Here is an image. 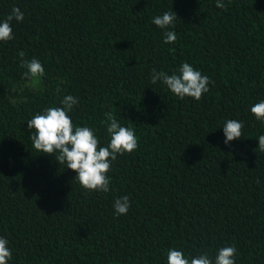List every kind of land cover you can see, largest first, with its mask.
Wrapping results in <instances>:
<instances>
[{"label": "trees", "instance_id": "trees-1", "mask_svg": "<svg viewBox=\"0 0 264 264\" xmlns=\"http://www.w3.org/2000/svg\"><path fill=\"white\" fill-rule=\"evenodd\" d=\"M0 0L12 8L14 39L0 42V237L8 264H167L235 246V264H264V0ZM177 15V40L164 43L152 19ZM45 75L24 77L18 53ZM209 77L210 91L180 100L151 73L183 63ZM57 87L60 92L57 93ZM78 100L76 126L107 146L105 113L134 129L139 146L112 164L110 191L88 192L76 173L37 151L27 121ZM243 137L224 143L223 125ZM255 150V151H254ZM54 155H58L54 154ZM128 196L126 215L114 202Z\"/></svg>", "mask_w": 264, "mask_h": 264}, {"label": "clouds", "instance_id": "clouds-1", "mask_svg": "<svg viewBox=\"0 0 264 264\" xmlns=\"http://www.w3.org/2000/svg\"><path fill=\"white\" fill-rule=\"evenodd\" d=\"M216 7L225 9L223 0H217ZM177 15L174 11H166L162 15L152 19V23L160 29H164V43L172 44L177 40V34L173 30L176 27ZM23 22L24 13L18 7H13L10 14L0 22V42L7 43L14 39L12 22ZM20 67L26 68L23 74L29 80H38L45 75V69L41 62L33 57L25 59V52L18 53ZM179 74L168 75L164 71L151 73V83L162 81L174 95L184 100L190 97L199 101L203 95L210 91L209 77L196 70L191 64L185 62L178 70ZM56 92H60L57 87ZM62 107H47L42 113L35 114L27 121L31 133L30 139L33 147L46 155H52L60 164H66L67 169L76 173L75 180L88 192L110 191V177L112 164L118 155L131 154L138 149L139 140L133 128L121 126L116 117L111 113H105L102 123L107 125L106 133L110 137L107 146H100V141L93 128L88 126H76L69 113L78 104V100L72 95L65 96L60 101ZM251 112L255 118L264 123V100L254 104ZM244 124L236 119H229L223 125L225 136L224 143L228 145L233 140L243 137ZM258 148L264 153V135L258 137ZM255 151V150H254ZM58 155H54L57 154ZM130 208L128 196L117 198L114 202L116 215H126ZM9 241L0 237V264H8L12 259V252L8 247ZM237 249L235 246L222 247L218 250L214 264H235ZM167 264H213V260L207 253L199 254L195 258L188 259L180 250L170 249L167 254Z\"/></svg>", "mask_w": 264, "mask_h": 264}]
</instances>
